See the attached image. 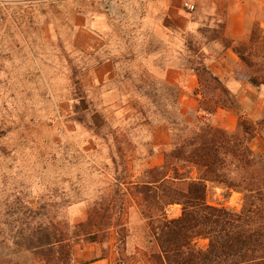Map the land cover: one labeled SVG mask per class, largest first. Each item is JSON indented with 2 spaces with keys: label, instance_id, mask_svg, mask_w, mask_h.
Instances as JSON below:
<instances>
[{
  "label": "rangeland",
  "instance_id": "1",
  "mask_svg": "<svg viewBox=\"0 0 264 264\" xmlns=\"http://www.w3.org/2000/svg\"><path fill=\"white\" fill-rule=\"evenodd\" d=\"M1 1L0 234L10 229L2 222L30 213L75 225V209L85 221L99 197L115 196L120 178L136 181L153 142L168 139L170 149L179 91L156 72L204 61L206 40L222 36L223 24L177 39L147 27L159 12L143 0ZM184 11L193 19L196 7ZM222 194L208 186L206 200L241 209L240 194ZM124 207L102 243L75 246V264L109 255L112 264H147L146 224L128 195ZM166 214L177 217L180 207Z\"/></svg>",
  "mask_w": 264,
  "mask_h": 264
},
{
  "label": "trees",
  "instance_id": "2",
  "mask_svg": "<svg viewBox=\"0 0 264 264\" xmlns=\"http://www.w3.org/2000/svg\"><path fill=\"white\" fill-rule=\"evenodd\" d=\"M232 50L249 68V82L264 85V35L259 29L253 27L248 41ZM190 68L199 83L198 113L236 109L234 97L201 59ZM179 119L172 124L176 133L163 163L144 169L136 181L120 178L115 196L99 197L85 221L69 225L62 217L30 213L2 222L10 229L0 234V264H75L76 245L102 243L121 226L125 195L146 224L147 264H264V160L249 146L256 136L264 143V117L253 123L239 116L232 132L198 117L192 125ZM208 186L223 191V198L240 194L241 209L208 203ZM175 205L180 214L170 218L167 209Z\"/></svg>",
  "mask_w": 264,
  "mask_h": 264
},
{
  "label": "crops",
  "instance_id": "3",
  "mask_svg": "<svg viewBox=\"0 0 264 264\" xmlns=\"http://www.w3.org/2000/svg\"><path fill=\"white\" fill-rule=\"evenodd\" d=\"M143 1L150 5L152 10L156 8L159 12V19L155 25L147 22V27L151 30L161 31L165 35L170 34L177 39L189 30L192 31L202 26L212 30L222 22L223 35L206 40L208 46L204 51L203 62L222 87L234 97L236 109H217L212 115L208 114L206 122L232 132L236 129L240 115L245 116L253 123L264 117V85L256 87L249 82V68L232 50L233 46L248 41L253 27H257L264 35V0H245L243 2L239 0H187L196 7L193 19H191L192 15L186 13L181 7L183 0ZM221 17L223 18L220 19ZM209 22L211 25L208 26ZM223 42L229 43V48H225V45H222ZM180 55L177 52V60ZM103 71L104 69H99L98 72L101 74ZM157 73L167 82L177 85L180 114L185 122L192 125L195 122V117L203 122L201 119L203 113L197 112L201 95L195 72L180 63L173 64V66L166 63ZM109 74V72L104 74V82L109 80ZM163 131L167 132V129ZM164 134L167 135L163 133V136ZM168 145V139L164 138L161 143H152L151 152L147 153L145 159L146 168L159 166L163 163V154ZM249 146L253 154L264 160V143L259 136L254 137ZM76 211L79 212L80 209L73 211L72 218L77 219L75 221L78 223L84 221L85 215L75 218ZM82 264H112L111 255L85 261Z\"/></svg>",
  "mask_w": 264,
  "mask_h": 264
},
{
  "label": "built area",
  "instance_id": "4",
  "mask_svg": "<svg viewBox=\"0 0 264 264\" xmlns=\"http://www.w3.org/2000/svg\"><path fill=\"white\" fill-rule=\"evenodd\" d=\"M240 2H243L245 0H239ZM3 3L2 1L0 0V26L3 22V18H2V9H3ZM181 7L183 9H185L186 11L188 12H194L195 10V5L194 4H191L190 2H188L187 0H183L182 3H181ZM207 117H208V114H205L203 113V115L201 116V119L203 122H206L207 121Z\"/></svg>",
  "mask_w": 264,
  "mask_h": 264
}]
</instances>
